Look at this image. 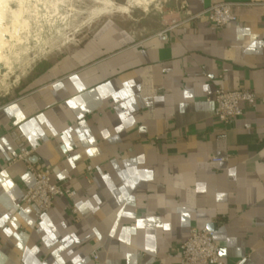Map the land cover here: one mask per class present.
<instances>
[{
    "label": "crops",
    "instance_id": "0c3cea01",
    "mask_svg": "<svg viewBox=\"0 0 264 264\" xmlns=\"http://www.w3.org/2000/svg\"><path fill=\"white\" fill-rule=\"evenodd\" d=\"M229 1L237 20L163 40L108 17L0 94V264H180L193 228L215 230L226 264H264V0ZM218 87L256 99L223 126ZM13 129L76 192L40 216Z\"/></svg>",
    "mask_w": 264,
    "mask_h": 264
},
{
    "label": "rangeland",
    "instance_id": "374dc122",
    "mask_svg": "<svg viewBox=\"0 0 264 264\" xmlns=\"http://www.w3.org/2000/svg\"><path fill=\"white\" fill-rule=\"evenodd\" d=\"M30 0V30L26 43L14 47L8 32L16 26L9 15L0 16V94L1 101L8 100L10 92L20 84L33 66L49 57H55L63 51L75 47L87 38L92 31L108 17H114L142 30L153 27L155 34L164 27L162 16L177 11L181 0ZM114 4L126 11L104 10L106 5ZM107 3V4H105ZM16 8V5H13ZM8 33V34H7ZM15 40V41H14ZM9 59L10 63H7ZM7 93V94H5Z\"/></svg>",
    "mask_w": 264,
    "mask_h": 264
},
{
    "label": "built area",
    "instance_id": "2783aa9c",
    "mask_svg": "<svg viewBox=\"0 0 264 264\" xmlns=\"http://www.w3.org/2000/svg\"><path fill=\"white\" fill-rule=\"evenodd\" d=\"M241 4L243 3L224 0L194 12L189 8L187 1L182 0L176 11L177 13H182V16L171 17L164 24V27L153 34V36L162 40L167 39L168 33L174 28L186 23L202 21H206L217 28H222L226 24L237 20L238 17L234 12V8ZM213 99L216 104L215 116L223 126H226L230 120L243 116L244 108L242 103L252 104L256 96L252 91L246 89L225 90L222 87H218ZM244 126L245 128H250L249 123ZM9 134L17 145V153L11 162H24L33 178V182L27 188L22 201L35 205L38 209V216L53 207L56 197L66 196L72 198L76 194L73 189L54 183L51 170L48 167L32 161L37 148L27 144L24 133L13 129ZM213 160L224 161L226 158L215 157ZM73 212H76L75 208H73ZM214 233V229L193 228L189 237L179 245L180 264H226L221 256V249L215 241ZM92 256L95 264H98V254L93 252Z\"/></svg>",
    "mask_w": 264,
    "mask_h": 264
},
{
    "label": "bare ground",
    "instance_id": "6f19581e",
    "mask_svg": "<svg viewBox=\"0 0 264 264\" xmlns=\"http://www.w3.org/2000/svg\"><path fill=\"white\" fill-rule=\"evenodd\" d=\"M106 2L110 3L108 2V0ZM132 2H134V0H129V4H132ZM13 5H16L17 7L14 8ZM127 8L128 6L122 8L112 4L111 2L110 6L106 5L104 7V10H106V12L112 10L126 11ZM28 12H30V0H0V16L9 15L14 19V23L17 24L16 26L22 25L23 27L14 28L10 32H8L9 34L7 33L9 36H11V39L16 38V41L14 40L16 43L10 42V48L12 51L14 50L15 46L24 44L27 42V40H29L30 31L25 36L21 35L23 31L30 30V16L27 15ZM7 63H10L9 59L7 60Z\"/></svg>",
    "mask_w": 264,
    "mask_h": 264
}]
</instances>
